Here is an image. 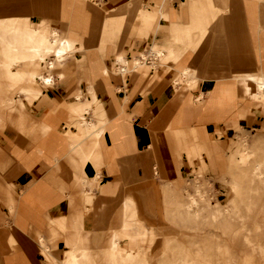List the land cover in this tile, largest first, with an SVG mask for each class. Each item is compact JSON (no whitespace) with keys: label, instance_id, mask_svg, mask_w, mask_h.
Masks as SVG:
<instances>
[{"label":"crops","instance_id":"obj_1","mask_svg":"<svg viewBox=\"0 0 264 264\" xmlns=\"http://www.w3.org/2000/svg\"><path fill=\"white\" fill-rule=\"evenodd\" d=\"M0 26L24 48L56 40L65 49L31 63V52L9 48L24 56L19 71L51 81H15L14 105L38 139L0 142L16 157L0 187V264H61L73 248L89 251L82 264H115L113 241L119 264H148L156 225L184 220L174 203L187 199L176 184L183 167L196 173L185 188L197 191L235 132L264 128V97L247 92L264 76V0H0ZM81 115L100 133L69 148L90 133ZM16 123L0 113V127ZM250 141L264 156V133Z\"/></svg>","mask_w":264,"mask_h":264},{"label":"rangeland","instance_id":"obj_2","mask_svg":"<svg viewBox=\"0 0 264 264\" xmlns=\"http://www.w3.org/2000/svg\"><path fill=\"white\" fill-rule=\"evenodd\" d=\"M2 35L4 34L0 26V36ZM49 45L52 48L55 47L52 43ZM45 54L46 58L51 53ZM23 57L11 53L9 47L0 40V98L7 94H19L20 90L15 85L16 80L37 81L36 74L41 72H23L17 69ZM27 58L30 61L31 58ZM70 61L75 62L73 59ZM116 72H118L116 67H113L112 73ZM139 79L143 80V78ZM261 79L264 82V76ZM52 90H56V85ZM247 92L256 99L264 97V87L260 85L251 86ZM21 105L23 109L22 101ZM0 113L13 117L17 122V131L10 124H3L0 127V142L4 141L8 145L7 136L10 135L15 140L18 133L17 139L20 144L28 147L24 143L29 141L28 136L33 128L32 119L24 118L23 115H17L8 109H0ZM260 125L259 129L240 128L234 133L231 137L233 144L222 153L218 173L212 174L206 171L203 176H199L197 191L191 187L185 188L186 180L191 181L196 173L188 172L183 167L182 174L185 179L176 184L181 193L188 194L184 201H189L191 194L196 196V199L200 198L197 199V205L193 207L197 218L192 223L199 225L192 226L186 219L181 222L176 219L157 224L156 248L148 256V264H264V168L259 167L253 170L251 164L249 168H243L239 162H236L239 166L234 167V172L231 174L227 171L233 160L236 161L239 157L242 135H246L249 139V144L246 149H242V153H246L250 159L258 157L251 146L250 139L257 133H264L263 125ZM14 165H16V157L9 152V148H5L4 152L0 150V187L5 181L13 179V176L9 177V171ZM252 174H263V178L254 180ZM155 177L153 176V180ZM230 181H232V187ZM260 182H262L261 185ZM227 194L230 196L227 197ZM164 195L166 198L163 202L167 203L169 200L167 192L163 193ZM161 247H164L163 254L159 251ZM93 250L99 251L97 247Z\"/></svg>","mask_w":264,"mask_h":264},{"label":"bare ground","instance_id":"obj_3","mask_svg":"<svg viewBox=\"0 0 264 264\" xmlns=\"http://www.w3.org/2000/svg\"><path fill=\"white\" fill-rule=\"evenodd\" d=\"M0 40H1V42L4 45H7L14 52H17V53H23V52L24 53L25 52L28 53V52H31L33 55L26 56V57L31 58V60H30L31 63H33L34 60H39V59L42 60V61H45L46 60V58H45L46 54L45 53H51V54H54L57 58H61L64 55L63 52H65V49L57 46L56 40H54V42H52V44L55 45L54 48H52L49 45L50 43L46 44L44 46L34 45L32 40L30 42L31 46H26L24 48L23 46H20V45L17 44V34H15V39L14 40L11 37H9V38L0 37ZM135 62H136V64H139V61H135ZM120 70L121 71H125V66H121ZM36 79H38L41 82L49 83L51 81V75H46L45 76L43 74H37ZM261 80H262L261 78H251V79L248 80V82H249V84H252V85H260V86L264 87V82H263V80L262 81ZM19 99L20 98H19L18 95H12V94L7 95V101L5 100L2 103L3 105H2L1 109H8L9 111H12L13 113H16L17 115H19L17 107H15V105H14V103L19 101ZM11 118L14 120L13 117H11ZM79 121L81 123V127L88 128L90 130V133H85L84 135L79 133L78 136L76 135L75 139L73 141H71L69 148H71L72 146L76 145L78 147V149H80L82 147L83 138H87L88 136H90V134H92V135L96 134V136H98V134L100 133V128L98 130L92 129V125L93 124L90 122V120H88L86 115H81ZM43 127H46V126H43ZM43 130H46V129H43ZM32 134H33V138H31ZM28 137H29L28 138L29 141L27 143L28 146H31V144L33 142H36V140L38 139L37 134L34 135L33 132H31ZM247 144H249L248 140H247V136L243 135L242 139H241V142H240V154H239V157H238L240 163L243 165V168H249L250 164H251V166H252L251 168H253V170L257 169V168L259 169V167L264 168V156H259L258 155L257 158H255V159L251 158L250 159L249 157L246 156V153H242V149L243 148L246 149L247 148ZM78 152H80V150L77 151V153ZM84 152L86 153V150H84ZM252 152H254V151H252ZM75 163H76V161H75ZM263 172H264V170H263ZM252 175H253L252 179H254V180L260 179L261 180L263 174H258V175L252 174ZM174 203H175V206H176V211L178 212L179 216L181 218H183L184 220L186 219L187 222H191V224H192L194 222V220L197 218V214L194 212L193 207L195 205H197L198 200L191 195L189 201L180 202L179 200L178 201L174 200ZM12 205L14 206L15 203H13ZM206 206H207V203H206ZM125 207H126L127 212H128V219L130 218V220H133L134 216H135V218L137 217L136 204H135V202L133 200H132V203H131L130 207L128 205H126ZM128 219H127V224L124 222L125 223L124 224V228H129V227L132 226L131 225L132 223H130ZM125 220H126V218H125ZM129 224H130V226H129ZM111 241H112V238H111ZM41 244H45V242H41ZM48 249H49L48 247L44 246V251H47ZM110 249H111V254H112V257H113V262L115 264H119L118 261H116L117 260L116 259L117 256H116V252H115L116 251V247H115L114 241L112 242V246H111ZM89 255H90V253H89V251L86 248H73V249L68 251L66 259L61 264H82L79 260H81L82 258L90 260V256ZM127 258L130 259L129 256H127ZM128 259L126 261V264H131ZM121 260H124V259H121ZM84 264H90V263L88 262V263H84ZM138 264H139V261H138Z\"/></svg>","mask_w":264,"mask_h":264}]
</instances>
